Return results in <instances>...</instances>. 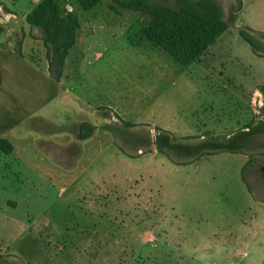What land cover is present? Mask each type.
I'll use <instances>...</instances> for the list:
<instances>
[{"label": "rangeland", "instance_id": "1", "mask_svg": "<svg viewBox=\"0 0 264 264\" xmlns=\"http://www.w3.org/2000/svg\"><path fill=\"white\" fill-rule=\"evenodd\" d=\"M40 1L0 0V264H264V55L238 34L241 0L193 1L221 9L218 48L259 85L242 104L145 35L185 0H56L66 38L28 21ZM238 114L246 133L188 131Z\"/></svg>", "mask_w": 264, "mask_h": 264}, {"label": "trees", "instance_id": "2", "mask_svg": "<svg viewBox=\"0 0 264 264\" xmlns=\"http://www.w3.org/2000/svg\"><path fill=\"white\" fill-rule=\"evenodd\" d=\"M74 1L82 9L89 10L99 0ZM111 1L137 11L142 9V4H144L142 0ZM180 4V11L159 10L160 19L148 26L144 33L149 40L166 52L174 61L181 66H188L198 61L201 55L227 29V26L222 20L221 9L216 5L211 6L209 3L193 0H185ZM28 21L48 30L51 29L52 33H58V38L70 36L76 24L73 15L61 9L56 0H41L30 13ZM238 34L255 56L264 55V45L251 35L257 34L264 39V33L246 27L240 29ZM52 38L49 37L48 40H50L56 56L61 59L64 53H60L61 46L57 43L58 38ZM245 175L246 171L243 168L241 178L250 191Z\"/></svg>", "mask_w": 264, "mask_h": 264}, {"label": "crops", "instance_id": "3", "mask_svg": "<svg viewBox=\"0 0 264 264\" xmlns=\"http://www.w3.org/2000/svg\"><path fill=\"white\" fill-rule=\"evenodd\" d=\"M238 23L239 26H244L254 31L264 33V0H241V10L238 14ZM228 29L229 28H227L223 33H221V35L216 39V41L200 57L199 61L194 62L188 66H192L195 68L197 67L203 74L207 73L208 76L210 74H215L222 83L221 90L229 91V89L232 88L234 90H232V92L234 93V95L237 96L238 103L242 104V102L246 101L245 97L251 96L250 94L251 92H253L252 90L254 88H257V86L259 85H255L253 89L252 87H250V90L249 87H247L246 83L237 81L236 76L238 74H243L242 71L246 69L245 65L238 58L231 57L228 50L225 49L224 51L220 52L218 47L223 41H225L224 38L226 37L225 34ZM253 57L257 58L255 56ZM206 60H209L211 63L207 64ZM188 66L183 67L187 68ZM247 91L250 93H247ZM240 110L243 111V109ZM246 118V115L242 117V114H238V116L234 119H232V116H227L226 119L216 117L209 119L210 124H208V120H206L205 122L198 120L189 124L188 131L198 134L200 135V139L204 138L208 141L209 135L211 136V134H213L215 137H224L228 133V131L231 130L230 132H232L233 128L235 130L240 128L239 132L246 133L248 131V128L244 127L247 120ZM177 125H179V123ZM209 127H212V132L205 130ZM202 128L204 129V132L200 131ZM160 129L173 133V131L171 132L168 127H163Z\"/></svg>", "mask_w": 264, "mask_h": 264}]
</instances>
